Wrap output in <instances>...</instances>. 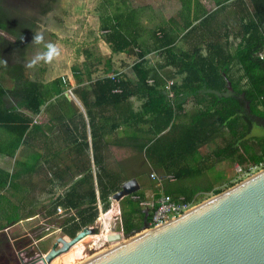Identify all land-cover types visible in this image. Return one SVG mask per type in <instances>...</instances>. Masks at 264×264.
Returning a JSON list of instances; mask_svg holds the SVG:
<instances>
[{
	"label": "trees",
	"instance_id": "1",
	"mask_svg": "<svg viewBox=\"0 0 264 264\" xmlns=\"http://www.w3.org/2000/svg\"><path fill=\"white\" fill-rule=\"evenodd\" d=\"M249 3L251 10L244 12L246 19L243 18L241 39L235 45L228 39L213 38L203 39L200 41L202 43L194 42L186 50H176L177 35H167L165 27H159L153 35V47L163 60L156 66L146 60L150 48H144L141 31L147 29L136 22L135 12L119 5L116 11L105 14L101 25L104 29L103 39L112 52L136 53L137 60L131 66L134 76L107 70L109 75L93 78V70L85 63L83 70L73 69L77 85L72 91L88 117L94 167L92 169L90 161L88 164L86 160L85 169L80 168L83 171L81 178L74 181L69 191L53 203L49 215L58 218L63 235L73 237L83 227L94 225L99 215L98 200L101 210L107 211L111 205V194L131 178L128 175L130 168L123 167L126 164L120 163L118 173L100 159L97 146L103 141L101 127H104L97 122L93 112L96 107L108 106L113 113L117 107L119 127L127 126L121 131L131 129L133 132L130 143L139 138L134 148L139 153L143 152L146 160L155 168L173 177L163 180L161 187L154 190L155 202L151 206L142 204L146 199L140 191L121 199L126 204L121 211V230L124 234L141 229L146 210V220L149 221L156 200L162 194L174 199L182 197L184 202L193 205L208 197H203V191L216 194L235 183L220 188H214L211 183L205 187H188L184 184L202 174V166L190 165V160L196 163L201 157L199 149L217 138H221L224 144L212 150L216 160L229 159L245 170L264 166V134L253 132L261 121L264 128V58L258 54L264 49V0H249ZM31 26H35V23L22 13L11 12L0 5V30L15 37L13 42L0 37V52L18 54L20 59L11 65L7 62L1 65L14 81V87L6 89L0 80V128L10 135L9 139L0 143V152L10 157L24 141L32 118L14 108L5 107L2 98L7 92H12L22 99L25 109L36 114L48 97L64 90L62 77L48 84L28 77L23 61L36 32ZM185 28H189L187 35L197 26L190 22L183 25ZM170 66L174 68L172 75L180 76V81L172 85L175 93L171 98L161 91L165 81L162 72ZM43 70L40 68V72ZM133 97L142 99L137 110L133 109ZM190 97L195 98L194 106L184 112L182 106ZM79 143L86 148L89 144L86 136ZM119 144H122L120 139ZM253 144L258 148H254ZM0 173L2 190L12 179H9V173ZM84 186L86 190L83 191ZM134 195L140 198L131 199ZM57 206L65 208L67 215L58 217ZM72 209L74 213H71ZM5 226L1 225L0 229Z\"/></svg>",
	"mask_w": 264,
	"mask_h": 264
},
{
	"label": "crops",
	"instance_id": "2",
	"mask_svg": "<svg viewBox=\"0 0 264 264\" xmlns=\"http://www.w3.org/2000/svg\"><path fill=\"white\" fill-rule=\"evenodd\" d=\"M152 1L156 2V6L149 4ZM0 5L5 7L2 1H0ZM119 5H122L123 8L125 6L128 7L126 0H120ZM132 7L137 9L135 11L136 22L147 29L146 31H141V34L149 33L146 38L143 35L141 37L144 40V48H150L146 53L147 55H158L153 47V40L155 39L153 35L158 30V27H165L167 35H177L175 46L177 42L181 44L179 48L177 47L180 50L188 49L186 48L185 42L191 48L194 42L197 44V41L200 42L203 39L213 38L228 39L235 45L241 39L242 27L245 22L243 18L246 19L244 12L246 13V10H251L249 0H146L144 3H134V5L128 8L131 9ZM153 7L166 9V12H162L170 20H167L165 23L160 22L161 24H154L155 28L150 30L152 26L144 25L143 20L146 17L145 12H147L148 22L155 18V8L153 9ZM190 22L191 25H196L197 28L195 31L188 32L185 35L189 28L183 29V25ZM0 37L11 42L15 41L14 36L2 30H0ZM203 51L205 53V50ZM2 55L0 52V57ZM12 63L10 62L8 65ZM23 63L26 66L28 64L27 59H24ZM1 65L0 80L6 89H12L14 87V81L8 72L2 70ZM170 68L174 71L173 67L170 66ZM26 69L27 73V66ZM44 72H42L41 77L38 74V79L45 84L59 77L58 74L50 75L51 73L47 77L44 75ZM176 76L180 79L179 75ZM62 78L64 77L62 76ZM170 81H172L170 85L172 89L175 81ZM69 82L71 84L70 77ZM83 83H86V81H83ZM76 85L75 79V85L69 89L72 91ZM67 93L68 91L64 89L62 93H54L48 97L41 104L40 111L36 114H32L29 110L25 109L22 105V99L12 92H7L2 98L3 104L8 109L14 108L16 111H20L32 118L31 128L28 130L24 141L21 142L15 154L10 157L0 152V171L9 173V179H12L5 189L0 190V210L12 215V217L16 213L18 215V219L7 224L1 223L0 226H6L0 229V232L4 231L5 228L11 231L12 228L21 226L22 231L18 236L11 238L9 233H7V236L11 242L30 236V242L23 251L28 249L32 250L33 248L41 250L38 247L39 242L60 229L59 226H56V230H50L43 236L37 233V231L43 229V221L56 220L54 216L49 215L53 203L69 191L74 181L81 178L82 169L84 170L86 167V160L88 164L90 161L92 169L94 167L92 163L91 134L85 108L73 91V95L69 93L67 95ZM167 96L169 95L167 94ZM172 96L173 94L171 93L169 98ZM111 109L108 106L93 109L98 120L97 122L100 126L103 125L104 127H101L104 138L103 141L98 143L97 151L101 161L105 165L108 157H111L119 165V111L117 107L114 113ZM133 109L137 110L138 108L133 106ZM84 136H86L89 143L87 148L79 143ZM9 137L8 132L0 128V143L6 141ZM82 190H86L85 186ZM95 191L98 196L96 184ZM116 204H118L117 201L111 199L112 209L109 208L105 213L109 214L111 210H114ZM74 211L72 209L71 213H74ZM101 214L102 211L99 214L100 220L102 219ZM57 216L59 217L60 215L57 214ZM103 220L104 222L101 225L106 228V221L108 220L105 218ZM50 223L46 227L53 226L54 223ZM109 232L116 231H106L107 234ZM96 235L99 236L98 234ZM63 236L69 237L67 235ZM50 246L49 244L48 247L50 248Z\"/></svg>",
	"mask_w": 264,
	"mask_h": 264
},
{
	"label": "rangeland",
	"instance_id": "3",
	"mask_svg": "<svg viewBox=\"0 0 264 264\" xmlns=\"http://www.w3.org/2000/svg\"><path fill=\"white\" fill-rule=\"evenodd\" d=\"M126 1L128 7H131L134 3L140 4L144 3L146 0ZM2 2L9 11H15L18 14L22 13L28 20L34 22L35 26H31V29L43 32L44 40L42 44L36 45L31 41L30 47L27 49V54L25 55L27 63L38 53L44 51V45L49 42L56 44L60 49V55L54 58L52 62L44 63L40 61L34 67H28L27 75L28 77L31 76L29 78L37 79V73L39 72V77H41L44 71V75L47 77L50 73V75L58 74L60 78L63 76L64 81L66 80L64 83L62 81L64 89L68 91L70 95H73L71 89H69L72 88L71 86L75 85L73 69L77 68L83 70L84 63L90 65V69L93 70V78L103 76L104 74L109 75L110 72L113 73L114 71L132 77L134 76L131 66L137 60L136 53L112 52L109 45L103 39L104 29L101 27L102 18L107 12L112 13L116 11L117 7H119L120 0H2ZM149 4L156 6L155 1ZM153 9L155 18L148 22L147 12H145L146 17L143 20L144 25L149 27L152 26L150 30L155 28L154 24L160 22L165 23L168 20L163 13L167 11L166 9H158L156 7H153ZM131 10L133 12L137 11V9L133 7ZM146 33L149 34L148 32ZM147 34H143L144 38L147 37ZM198 42L199 41H197V43ZM185 44L186 48L189 49L190 45L186 42ZM180 45L181 44L177 42L176 50H180L177 49ZM1 53L3 55L0 57V64L20 60L18 54L15 55L14 53L10 54L8 52ZM146 60L151 65H159L162 63L163 57L160 55L146 54ZM40 68H44V70L40 72ZM107 70L110 72H107ZM172 73L173 70L170 67L165 68L162 72L165 81L161 91L167 93L169 96H171V93L174 96L175 93L174 89L172 90L168 87L170 80L180 81L178 76H173ZM69 77L71 84L69 82ZM135 98H132V104L135 108H139L142 99ZM194 102L195 98L191 97L182 106L183 111L187 112L192 109ZM259 125L260 126L254 127V134H264V128L261 127L262 121ZM125 127L127 126L123 125L119 127V139L122 141V144H119V165L120 163L126 164L123 166L124 169L130 168V170H128V175L136 177L140 184V188L137 191H140L145 196L146 200L142 204L151 206L152 203L155 202L154 190L161 187L163 180L167 178L173 179V177L163 172L162 169L155 168L146 160L143 152L139 153V151L134 148V144L136 143L137 145L140 139L137 138L136 142L133 139V143L131 144L129 139H131L130 137L133 132H131V129L127 132L121 131L122 128ZM143 128L146 129V125H144ZM129 144H131V146ZM223 144L224 141L221 138H217L214 142L204 145L199 149L201 155L200 159L196 163L190 160L189 163L190 165L198 164V166H202V174L193 180H187L184 182L185 185L188 187L193 185L205 187L211 183L214 188H220L249 175L250 172H248V169L245 170L241 168L237 163L229 159L223 161L216 160L212 154V150L216 146H221ZM253 146L254 148H258L255 144H253ZM111 155L114 157L113 154ZM106 165L119 173L120 166L116 164L111 157L106 159ZM201 194L204 195L203 197H206L212 195V192L206 193L203 191ZM198 196L199 194L196 195V197ZM138 198H140L139 195H134L131 199ZM117 203L118 204L115 205L116 208L111 210L109 214L102 211L101 218L108 220L106 221V228L101 225L102 222L100 221L102 219L100 220V215H98L94 225H92L97 228L99 236L91 234L85 236L69 250L55 257L49 264H78L92 255L110 247L112 244L106 240V231H110L111 227H113L114 231L123 233L121 230V211L123 209L122 207L124 205L126 206V204L125 202H121V200L117 201ZM110 209H112L111 205ZM15 219H18L17 213L12 217V215L6 214V212L0 210V224H7ZM136 221L139 220L136 219ZM50 222L54 224L51 227L49 226L47 230L45 227L47 224H51ZM56 226H59L58 218H56V220H45L42 225L43 229L37 231V233L43 236L50 230H56ZM21 231V226H18L17 228H12L11 231L5 228L4 231L0 232V264H22L21 259L28 262L34 255L38 254V248L23 251L30 242V236L13 240V242L9 240L7 233L13 238L18 236ZM58 236H63L61 229H58L57 232L41 240L38 244V247L41 248L40 251L45 253L49 249V244L52 245Z\"/></svg>",
	"mask_w": 264,
	"mask_h": 264
},
{
	"label": "water",
	"instance_id": "4",
	"mask_svg": "<svg viewBox=\"0 0 264 264\" xmlns=\"http://www.w3.org/2000/svg\"><path fill=\"white\" fill-rule=\"evenodd\" d=\"M139 188L131 177L110 199ZM147 214L141 229L106 234L112 245L78 264H264V166L161 224L149 227ZM89 234H98L96 227L58 236L45 253L21 263L49 264Z\"/></svg>",
	"mask_w": 264,
	"mask_h": 264
},
{
	"label": "built area",
	"instance_id": "5",
	"mask_svg": "<svg viewBox=\"0 0 264 264\" xmlns=\"http://www.w3.org/2000/svg\"><path fill=\"white\" fill-rule=\"evenodd\" d=\"M258 54H259L260 58H264V49L259 51ZM63 81H64V79H63ZM171 84H172V81L169 82L168 87H170ZM259 168H261V167L260 166L259 167H257V166L250 167L248 169V172L252 173V172L258 170ZM189 206L190 205L187 202L183 201L182 197H180L178 199H174L170 195L162 194L157 199L156 207L154 208V210L151 213L150 219L148 221V226L153 227V226L161 224V223H163V222H165L171 218H174L177 215H179L180 213H182L184 210H186ZM98 208H99V212L102 211L100 204H98ZM56 213L59 214L60 216L67 215L65 208H63L62 206L56 207ZM101 222H104V220L102 219ZM46 229L48 230L49 227H46ZM111 230H113V229H111Z\"/></svg>",
	"mask_w": 264,
	"mask_h": 264
},
{
	"label": "clouds",
	"instance_id": "6",
	"mask_svg": "<svg viewBox=\"0 0 264 264\" xmlns=\"http://www.w3.org/2000/svg\"><path fill=\"white\" fill-rule=\"evenodd\" d=\"M44 40L43 32L36 31L33 36V44H42ZM45 50L38 53L28 64L27 67H34L38 62L43 61L44 63H50L54 58L60 55V49L56 44L49 42L44 45Z\"/></svg>",
	"mask_w": 264,
	"mask_h": 264
},
{
	"label": "flooded vegetation",
	"instance_id": "7",
	"mask_svg": "<svg viewBox=\"0 0 264 264\" xmlns=\"http://www.w3.org/2000/svg\"><path fill=\"white\" fill-rule=\"evenodd\" d=\"M38 251H40V249H38Z\"/></svg>",
	"mask_w": 264,
	"mask_h": 264
}]
</instances>
